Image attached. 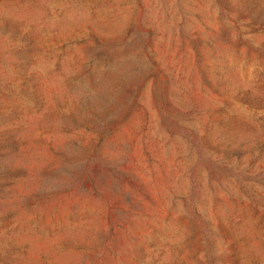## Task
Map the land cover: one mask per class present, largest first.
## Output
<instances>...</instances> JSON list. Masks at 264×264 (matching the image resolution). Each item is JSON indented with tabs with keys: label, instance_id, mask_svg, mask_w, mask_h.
<instances>
[{
	"label": "rangeland",
	"instance_id": "374dc122",
	"mask_svg": "<svg viewBox=\"0 0 264 264\" xmlns=\"http://www.w3.org/2000/svg\"><path fill=\"white\" fill-rule=\"evenodd\" d=\"M0 264H264V0H0Z\"/></svg>",
	"mask_w": 264,
	"mask_h": 264
}]
</instances>
